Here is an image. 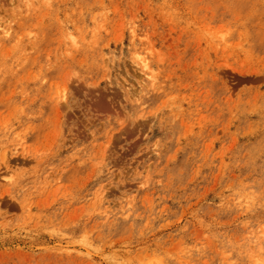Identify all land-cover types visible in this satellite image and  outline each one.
<instances>
[{"label": "rangeland", "instance_id": "rangeland-1", "mask_svg": "<svg viewBox=\"0 0 264 264\" xmlns=\"http://www.w3.org/2000/svg\"><path fill=\"white\" fill-rule=\"evenodd\" d=\"M0 264H264V0H0Z\"/></svg>", "mask_w": 264, "mask_h": 264}]
</instances>
